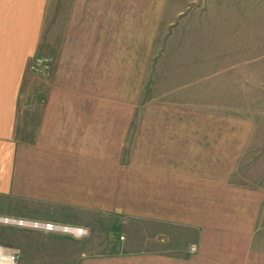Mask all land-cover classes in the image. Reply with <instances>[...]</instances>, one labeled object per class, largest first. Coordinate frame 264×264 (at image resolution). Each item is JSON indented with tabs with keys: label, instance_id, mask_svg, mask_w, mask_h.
Masks as SVG:
<instances>
[{
	"label": "rangeland",
	"instance_id": "1",
	"mask_svg": "<svg viewBox=\"0 0 264 264\" xmlns=\"http://www.w3.org/2000/svg\"><path fill=\"white\" fill-rule=\"evenodd\" d=\"M37 43L19 103L105 106L106 157L59 162L84 235L9 226L16 264H264V0H48Z\"/></svg>",
	"mask_w": 264,
	"mask_h": 264
},
{
	"label": "crops",
	"instance_id": "2",
	"mask_svg": "<svg viewBox=\"0 0 264 264\" xmlns=\"http://www.w3.org/2000/svg\"><path fill=\"white\" fill-rule=\"evenodd\" d=\"M47 2L0 0V216L68 224L53 214L60 202L59 162L88 161L82 166L90 172L91 162L105 159L107 108L19 103L29 63L38 52ZM82 183L83 192L90 191L84 186H93L88 178ZM98 184L99 192H108L106 174ZM13 229L0 225V258L12 248L5 236ZM153 257H144L143 264ZM131 263V257L113 255L100 264ZM84 264H92L90 256L85 255Z\"/></svg>",
	"mask_w": 264,
	"mask_h": 264
},
{
	"label": "built area",
	"instance_id": "3",
	"mask_svg": "<svg viewBox=\"0 0 264 264\" xmlns=\"http://www.w3.org/2000/svg\"><path fill=\"white\" fill-rule=\"evenodd\" d=\"M0 225L12 226L18 228H28L35 231H42L46 233H61L71 234L75 237L84 235V230L80 227H71L64 224H56L53 222H45L38 220H25L21 218H13L7 216H0ZM17 255L14 251L8 250L0 259V264H16Z\"/></svg>",
	"mask_w": 264,
	"mask_h": 264
},
{
	"label": "bare ground",
	"instance_id": "4",
	"mask_svg": "<svg viewBox=\"0 0 264 264\" xmlns=\"http://www.w3.org/2000/svg\"><path fill=\"white\" fill-rule=\"evenodd\" d=\"M1 255V254H0ZM1 259V258H0Z\"/></svg>",
	"mask_w": 264,
	"mask_h": 264
}]
</instances>
